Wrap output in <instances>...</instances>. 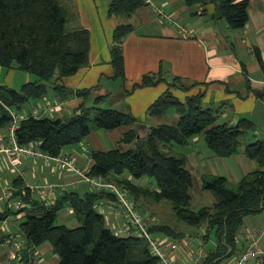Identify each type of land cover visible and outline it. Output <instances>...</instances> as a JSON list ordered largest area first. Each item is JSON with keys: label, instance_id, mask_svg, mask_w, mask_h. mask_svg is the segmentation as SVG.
Here are the masks:
<instances>
[{"label": "trees", "instance_id": "16d2710c", "mask_svg": "<svg viewBox=\"0 0 264 264\" xmlns=\"http://www.w3.org/2000/svg\"><path fill=\"white\" fill-rule=\"evenodd\" d=\"M195 1L187 0V3ZM74 2L0 0V68L18 69L37 78L24 83L20 90L0 86V130L11 121L9 109L19 110L30 100L45 98L49 89L61 96L66 90L61 84L63 80L89 65L91 33L81 26H73L74 22L77 25L78 17ZM145 6L148 5L144 0H112L109 4L110 17L129 21L120 23L113 31L110 63L115 80L125 79L123 43L134 31L130 19ZM248 7V0H217L218 13L214 19L225 20L229 29H242L249 22ZM255 56L264 72V60L258 49ZM161 82L167 83L161 72L146 74L137 87H152ZM167 84L169 89L149 106L147 114L166 117L168 110L174 109L178 116L176 124L150 127L146 140L139 139L138 131L132 129L122 138V144L130 147L93 151L88 174L115 182L135 203L141 196H148L154 202L168 201L178 220L203 232L201 236L206 242L214 235V247L203 264H218L234 255L244 219L264 210V170L244 176L236 189L223 177L205 178L203 187L214 196L215 203L195 211L191 208L193 177L187 168V157L172 151L203 135L215 156L230 158L239 152L241 135L254 127L248 119H241L235 125L219 124L218 115L204 107L202 94L180 100L170 89L182 86L177 87L175 81ZM87 94L84 90L78 95L86 98ZM105 98L97 97L94 107L82 104L72 124L47 117L22 120L16 131L19 144L39 141L42 151L55 157L65 147L81 143L91 133V123L105 131L133 127L137 121L131 114L100 107ZM244 153L264 168V138L247 145ZM126 173L133 180L154 179L156 190L135 187L123 178ZM19 181V178L14 181L15 188L21 187ZM15 193L30 206L17 213H26L19 232L26 241L23 252L27 258L36 248L49 244L58 255L59 264H159L151 256L146 241L118 236L106 227L105 217L97 211V206L104 198L114 199L109 195L88 192L81 196L68 188L50 207H45L33 199L29 188ZM65 208L74 211L79 226L55 224L59 212ZM10 216L13 214L9 210L0 212V221ZM150 231L173 238L183 236L164 225H155Z\"/></svg>", "mask_w": 264, "mask_h": 264}, {"label": "crops", "instance_id": "0c3cea01", "mask_svg": "<svg viewBox=\"0 0 264 264\" xmlns=\"http://www.w3.org/2000/svg\"><path fill=\"white\" fill-rule=\"evenodd\" d=\"M111 1L75 0L74 9L78 17L77 25L74 22L73 26H81L91 33L89 65L76 75L63 80L61 84L66 92L61 93V96L36 100L41 103L38 104L39 106L56 100L55 106L50 113L44 114V117L53 120H67L66 114L74 111L73 116L75 117L80 106L82 104L86 106L90 98L95 102L97 97L106 96L100 104L101 108L129 113L137 122L146 124L149 130L150 127L169 125L165 120L168 115L153 117L147 112L149 106L169 89L167 83L175 81L177 87L180 85L182 87L170 90L180 100H184L188 95L202 94L205 108L215 112H224L218 116V120L221 119L225 121L224 123L235 125L241 119H248L254 127L251 130L252 140L245 139L243 145H240L239 152L230 158L215 156L208 146L206 147L207 144L204 146L201 143V136L189 142V151L184 155L187 157L188 170L197 180L196 183L194 182L197 187L196 193L191 195L195 197V199L193 197L195 203H198L206 191L203 187L205 178L219 176L238 184L247 174L264 170L244 153L247 145L264 138V72L255 56V50L258 49L264 60V0H248L249 22L241 29V36L234 37L237 49L233 45V54L227 51L228 45L227 41L225 42V38L230 37L227 33L229 28L225 27L222 21L214 19L218 13L217 0H197L191 4H188L187 0H152L157 7L164 10L165 16L160 17L149 6L136 11L134 17L130 19L134 31L123 43L125 79L116 80L113 79L110 50L113 46V31L124 21L108 15ZM207 14L214 15L213 22L205 19L204 16ZM176 21L181 24L185 23L190 28L187 29V26H181ZM244 52L255 58L251 59L247 65ZM160 72L161 76L167 79V83L161 82L152 87H137L144 75ZM84 90L88 91L86 98L78 95ZM34 105L37 104L34 103ZM172 118L175 121L178 120L177 115H172ZM132 129H136L135 126L120 127L112 131L96 129L79 143L80 148H75L73 151L64 149L63 152L73 157L79 169L88 172L92 166L93 151L130 147L122 144V138ZM7 133V129L0 130V142L5 141ZM40 161L46 168L40 181L36 182L34 181L36 176L32 175L31 171L33 167L37 168ZM51 162L45 163L42 159L24 158L19 167L12 168L8 158L4 156L0 161V189L9 187L10 196L6 198H17L18 201L21 200V196L18 197L15 192L22 188H29L33 199L41 201L39 197L35 198L37 195L35 189L39 186H47L49 183L55 184L57 189L68 187L69 190L81 196L93 192L80 177L70 172L59 171L55 163ZM5 173H9L11 177L7 178ZM14 175L17 176L13 177ZM17 178L22 184L20 188H15L14 185ZM127 180L139 189H148L145 184L136 185V180L131 177ZM74 185L75 188H73ZM59 197L60 195L56 192L53 202H56ZM144 197L148 196H141L137 201L138 206L152 204L153 200L150 197H148L150 201L145 199L142 202L141 199ZM113 201L112 198L101 200L104 204ZM29 207V204L23 206V208ZM105 209H107V214L103 216L106 227L121 236L120 225L114 226L115 222L110 218L109 207ZM66 210L68 216L64 217L65 225L72 224L73 221L78 222L74 211L68 208ZM12 217L0 221L4 224V227L0 224V264H11L19 258L24 259V263L31 259V264L45 262L59 264L58 255L54 254L49 244L36 248L34 252H31V257L27 258L23 252L26 241L18 238L20 232L7 230L6 222ZM261 229H264V210L244 219L237 237V248L234 255L230 257L229 262L222 259L218 264H234L246 250L255 246L264 248V233H261ZM165 237L168 236L162 238ZM18 243H22L20 249ZM189 248V246L182 245L179 251L174 253L177 264H186ZM16 255L17 258H15ZM204 260L200 264H203Z\"/></svg>", "mask_w": 264, "mask_h": 264}, {"label": "built area", "instance_id": "2783aa9c", "mask_svg": "<svg viewBox=\"0 0 264 264\" xmlns=\"http://www.w3.org/2000/svg\"><path fill=\"white\" fill-rule=\"evenodd\" d=\"M144 2L160 17L163 18L165 16L164 10L157 7L152 0H144ZM55 103L56 101H52L41 106L34 105L29 110H24L23 112H16L9 109V112H11V121L6 127L8 133L5 141L0 142V161L6 156L12 168L19 167L24 158L42 159L45 163L54 161L56 169L64 173L70 172L80 177L93 192L113 197L114 201L107 204L100 201L97 206L98 210L103 212L106 207H109L111 214L110 218L115 223L120 221V235L126 238H137L146 241L151 256L157 259L159 264H177L174 253H177L182 245L190 247L188 259L185 262L186 264H200L203 259H206L208 257V252L205 250L204 246L201 244L196 245L189 235L186 240L183 239V235L180 238L182 240L178 243L168 242L167 238L155 237L153 232L150 231L148 223L143 218V215L137 210L136 203L129 197L127 191L115 182L103 176L89 175V171L87 172L79 169L73 157L64 154V152L55 157L50 156L42 151L39 141H34L28 145L19 144L16 131L19 128L20 122L28 118L38 119L44 117V114L50 113ZM73 188H75V185ZM9 192L10 191L6 189L5 195L10 196ZM35 192L41 197L43 205L45 207H50L54 203L55 193L58 192V194L62 196L68 192V187L57 189L51 185L39 186L35 189ZM17 206L18 209L21 210L24 204L23 202H18ZM146 214H149V212H146ZM155 221H157V219H155ZM261 233H264V229H261ZM21 245L22 243H18L19 249ZM253 263L264 264V248L255 246L246 250L234 264Z\"/></svg>", "mask_w": 264, "mask_h": 264}, {"label": "rangeland", "instance_id": "374dc122", "mask_svg": "<svg viewBox=\"0 0 264 264\" xmlns=\"http://www.w3.org/2000/svg\"><path fill=\"white\" fill-rule=\"evenodd\" d=\"M106 1H109V0H106ZM216 5H217V3H216ZM213 16H214L213 14L212 15H208L207 14L204 17H205V19L207 21L213 22V19H212ZM124 22H129V21L124 20ZM130 22H131V20H130ZM176 23H178L179 25L184 26V27L187 26L186 27L187 29L190 28L185 23L181 24V23H179L177 21H176ZM227 33L230 36L229 38L228 37L225 38V42L227 41V45H228L227 51H229L231 54H233V49H234L233 45H235V47L237 49V44L234 41V37L235 36H238V37L241 36V29H229V30H227ZM231 36H232V38H231ZM245 52H244V55H246L245 64L247 65V64L250 63L251 59H255V58L252 55L249 56L248 54H245ZM36 79L37 78H35L34 76H32V75L30 76L29 74H27L25 72H22V71H20L18 69L8 70V69H5V68H0V86H5V87L10 88V89L20 90L21 86L24 83H27L29 81H34ZM0 96H2L1 91H0ZM57 96H58L57 94H55L51 89H49V92L47 93L45 98L52 99V97H57ZM57 102L59 103L60 101H57ZM34 103L37 104V105L41 104L39 101L30 100L25 105H23L19 110H17V108H14V107L12 108V110L16 111V112H23L24 110H29L33 106ZM94 106H95L94 101H93V99L90 98L89 101L86 103V107H94ZM167 113H168L167 114L168 118H165L166 124H169V125L176 124L177 121L173 120V118H172V115H177L176 111L174 109H169ZM215 113L218 116H221L222 114H224V112H215ZM73 114H74V111H72L71 114H66L65 116L68 118L67 120L73 118L74 117ZM224 122L225 121H222L221 119L218 120L219 124H222ZM90 126H91V133L90 134H92L94 132V130H96V128L93 125V123H91ZM4 130H6V128L2 129V131H4ZM200 136H201V143H203L204 146H205L206 142L204 140V136L203 135H200ZM252 137H253L252 131L244 132L241 135V137H240L241 145H243V143L245 142V139L250 138L249 140H252ZM259 138H261V137H259ZM95 140H96V137H95ZM189 147L190 146L188 145V146H184V147L174 148L173 149V153L174 154H181V153L182 154H187V152L189 151ZM206 147H207V145H206ZM75 148H80V144L73 145V146H68V147H65L64 149L68 150V151H73ZM53 162L54 161H52L51 163H53ZM45 168H46V166L43 165L42 161L38 162L37 168L33 167V171H31V174L32 175L34 174L36 176V180H34V181H36V182L40 181L41 176H43V174H44V169ZM4 175H6L7 178L11 177V175L9 173H5ZM16 176L17 175H14L13 177H16ZM129 177H130L129 174H127V173L123 176V178H125V179H128ZM196 181L197 180L194 177L193 178V187H194V189L192 187V189L190 191L191 195L192 194L194 195L196 193L195 189L197 187H196V184L194 185V182L196 183ZM140 183L145 184V186H148V189L156 190V182H155L154 179H151V178H148V177H143V178H141L139 180H136V185H140ZM229 183L231 184V187L233 189H236V187H237V183L236 182L229 181ZM49 185H51L53 187H56V185L52 184V183H49ZM6 189H9V187H3V189H0V211L1 212H7V210H9L13 214L12 219L10 218L6 222V224L8 225L7 230H9L11 232H16V231H19L20 224L25 221V214L26 213L22 212L20 214H17L18 210H19L17 204H18V202H22V199L19 200V201H18L17 198L7 199L6 195H5ZM22 189H24V188H22ZM38 197L41 200V197L39 195H35V198L38 199ZM193 197H192L191 208L193 210H195V211H197V210H199V209H201L203 207H212L213 204L215 203V201H214L215 198H213L214 196L211 195L207 190L202 194V196H201L200 200L198 201V203H195V201H194L195 197H194V199H193ZM145 199H146V201H150L151 200L148 197H146V198L144 197V198L141 199L142 202L145 201ZM136 203H137L136 204L137 210L143 215V218L148 223L149 229L151 227L155 226V225H165V226H168L171 229H173L176 233H179L181 236L184 235L183 239H185V240L187 239V236L189 235L190 238H192V240L194 241V243L196 245H198V244L203 245L207 252L211 251L213 249L214 242H215L214 235L212 234L210 236L209 241L206 242L204 239H202V236H201L203 232L197 231L196 229H194V228L188 226L187 224H185L184 222H181V221L178 220V218L175 216V214H174V212H173V210L171 208V204L168 201H161L159 203L152 201V204L150 206H138V202H136ZM106 210L107 209H104L103 212H102V211L98 210V208H97V211L99 213H101V214L103 213L104 216L107 214ZM109 212H110V210H109ZM146 212H149L150 215L146 214ZM151 213H152V215H151ZM66 216H68V211L65 208V209H62L59 212L58 219H57L55 224L59 225V226L60 225H65L66 223L64 221V217H66ZM71 217H73V216H71ZM73 218H75V217H73ZM155 219H157V221H155ZM160 220H161V222H160ZM0 224H3V222H0ZM117 225H120V221H117L114 224V226H117ZM67 226L71 227V228H75V227L79 226V224L76 221L75 222L73 221L72 224H69ZM1 227H4V224L1 225ZM153 235L155 237H159V238L160 237L162 238V237L165 236L162 233H158V232L153 233ZM18 238H20L21 241H25L24 236H22L21 234H20V236ZM165 238H167L168 242H173V243H178L180 240H182L180 238H173V237H169V236L165 237ZM225 260H226V262H229L230 261V257L225 258ZM14 264H31V259L24 263L19 258V260L14 262ZM42 264H47V263L45 262V263H42Z\"/></svg>", "mask_w": 264, "mask_h": 264}, {"label": "water", "instance_id": "95a60500", "mask_svg": "<svg viewBox=\"0 0 264 264\" xmlns=\"http://www.w3.org/2000/svg\"><path fill=\"white\" fill-rule=\"evenodd\" d=\"M222 22L228 28L226 21L223 20ZM75 120H76V117H73V118L68 120V123L72 124ZM134 126H135L136 130L138 131L139 139L146 140L148 137V134H149V127L146 124L140 123V122H136Z\"/></svg>", "mask_w": 264, "mask_h": 264}]
</instances>
